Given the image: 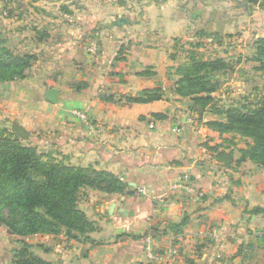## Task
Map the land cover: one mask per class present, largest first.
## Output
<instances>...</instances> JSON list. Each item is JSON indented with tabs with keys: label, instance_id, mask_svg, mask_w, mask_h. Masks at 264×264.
Instances as JSON below:
<instances>
[{
	"label": "crops",
	"instance_id": "0c3cea01",
	"mask_svg": "<svg viewBox=\"0 0 264 264\" xmlns=\"http://www.w3.org/2000/svg\"><path fill=\"white\" fill-rule=\"evenodd\" d=\"M53 2L77 8L65 19L51 11L32 18L36 33L21 44L35 56L27 80L35 98L31 118L17 123L28 130L30 121L45 136L32 139L43 153L111 172L126 187L83 189L95 243L62 237L40 257L52 264H264V213L253 211L264 208V168L237 153L225 160L223 134L205 124L212 114L176 91L178 68L206 40L217 47L214 39L232 37L233 48L249 49L250 57L264 36V3L145 0L133 18L115 0ZM183 43L191 48L186 56ZM49 88L58 90L55 103L45 100ZM155 90L159 98L144 93Z\"/></svg>",
	"mask_w": 264,
	"mask_h": 264
},
{
	"label": "trees",
	"instance_id": "16d2710c",
	"mask_svg": "<svg viewBox=\"0 0 264 264\" xmlns=\"http://www.w3.org/2000/svg\"><path fill=\"white\" fill-rule=\"evenodd\" d=\"M5 43L6 39L0 33V72L22 75L25 69H29L35 56L13 53ZM253 45L254 52L248 60L258 64L255 69L264 71V36L256 38ZM226 67V60L222 57L203 60L190 55L189 62L178 68L181 78L176 91L189 96L193 106L199 107V113H203L205 108L212 109L217 102L212 94L219 87L216 80L218 71L224 72ZM3 78L0 75V80ZM144 93H154V98L160 97L156 90ZM222 106L224 109H215L219 118L207 120V127L219 133L234 132L251 138V145L239 149L240 159L248 158L264 167V90L251 106L239 108L225 103ZM82 186L116 193L123 191L126 184L113 173L96 170L92 166L67 165L59 160L54 163L45 161L36 152L35 146L21 144L18 136L6 127L0 128V196L4 199H0V203L5 206L15 204L20 208L21 225H17L6 219L2 214L4 206L0 205V222L7 224L11 232L20 235L38 232L57 234L64 229L69 239L95 243L87 234L93 230L91 222H87L84 213L76 208ZM253 211L264 213V208L256 207ZM76 230L83 234L82 238ZM13 262L52 264L26 249L17 251Z\"/></svg>",
	"mask_w": 264,
	"mask_h": 264
},
{
	"label": "rangeland",
	"instance_id": "374dc122",
	"mask_svg": "<svg viewBox=\"0 0 264 264\" xmlns=\"http://www.w3.org/2000/svg\"><path fill=\"white\" fill-rule=\"evenodd\" d=\"M69 1L72 2L73 0ZM115 2L119 5H123L122 7L114 4L115 9L117 7L122 8V10L116 9L117 11L131 13V17L133 18L142 15L144 12L143 7L145 0H115ZM75 8L77 7L72 5L65 6L63 4H59V2L55 4L53 0H0L1 36L6 39V46L8 43L9 46L7 47L13 53L18 52L16 54L25 55L27 54L25 51H29L30 49H24L23 47H25V44L23 45L21 43H23V40H26L29 35H31V31L36 30L35 28L33 29V27H37V25L33 24L36 23V21L32 20L33 17L41 16L47 11L63 16L66 11L74 13ZM68 17H71V15H68ZM232 39V37L227 38L225 42H221L222 39L221 41L214 39V42H219L220 44L222 43L221 46L217 47L211 46L212 41L206 40L203 50H198L194 48L195 46H191L192 49H196L191 51L194 52V55L198 58L207 59L225 54L224 59L226 60L227 67L224 72L218 71L219 74L217 75L216 80H218L219 87L217 88V91L212 94L217 102L212 106V109L205 108L208 113L212 114L210 116L211 119L219 118L216 114L218 112H215V109H224L222 104L225 103L226 105L239 108L243 105L251 106L254 102H256V99L263 93L264 90V71L255 69L254 67L258 64L248 61L249 49L242 46L240 47L241 52H239L240 50L237 45L236 48H233ZM191 43H193V45L198 44L195 39L192 40ZM181 47H183L182 54H184V56L188 55L189 53L186 54L185 52H190L191 48L189 49V45L183 43ZM222 51H224V53H222ZM9 72L10 71H6L5 73L0 72V75L4 76V78L0 80V128L6 127L8 131H11V123L13 121L17 122V120H23V117L27 114L28 118H31V114L28 113L29 111H27V109L28 104H30L28 102H32V97L35 98V95H32L33 92H35V86L31 85L32 80L27 81L31 72L29 69H25L22 75L14 72H12V74ZM28 122L27 129L29 131V137L28 139L18 137L21 144L30 147L35 146L36 152L41 156V159L45 161L54 163V161L59 160L60 158L56 153L53 156L43 153V151H46L47 149L45 150L34 143L32 139L38 140L45 136L42 135L41 132L38 134L35 133L36 131L33 132V123H30V121ZM37 127H39V124ZM209 129L213 130L212 128ZM213 131L218 132L217 130ZM219 134H223L220 135L219 140H221V145L226 148L224 156L225 160L232 159L235 156V153H237L236 157H241L239 147L246 149V145L249 146V144L251 145L253 143L251 138L242 136L239 133L226 132ZM52 157L53 160H51ZM59 161L63 162V160ZM258 166L262 167L260 165ZM86 188L91 187L82 186V188H80L78 198L76 199V208L84 213L85 220L87 222H91L93 227L92 231H94L97 226H95V222L90 220L93 213L90 211L85 212L84 209L86 202H89L88 204L92 203L89 199H85V192L83 189ZM0 199L4 200L1 196ZM0 205L4 206L2 208V214L7 220L15 222L17 225H21L20 208L17 205L9 204L10 206H5L3 203H0ZM37 209L39 211L42 210V208ZM106 214V212L102 213L103 217H105ZM84 228H86V226H84ZM9 229L10 228L7 224L0 222V264H14L13 261L15 253L24 249L28 252L31 251L35 255L47 257L46 255H50L51 252L56 251L53 246L59 245L60 242L63 241L62 237H67L64 229L57 234H42L38 232L29 235L16 234L11 232ZM76 233L81 238L83 237V234L79 233V231ZM89 233L90 232L88 231L87 234L89 235ZM64 247H67V244ZM46 248L49 250L45 251Z\"/></svg>",
	"mask_w": 264,
	"mask_h": 264
},
{
	"label": "water",
	"instance_id": "95a60500",
	"mask_svg": "<svg viewBox=\"0 0 264 264\" xmlns=\"http://www.w3.org/2000/svg\"><path fill=\"white\" fill-rule=\"evenodd\" d=\"M250 1L254 4H259V5H262L264 3V1L262 0H250ZM57 98H58V90L56 88H49L46 90L45 93L46 101L50 103H55L57 101ZM11 131L15 136H18L22 139H28L29 137V131L26 130L24 126L17 123L16 121H13L11 123ZM134 213L135 212L133 210H127V209L122 210V215L124 216H132L134 215Z\"/></svg>",
	"mask_w": 264,
	"mask_h": 264
},
{
	"label": "built area",
	"instance_id": "2783aa9c",
	"mask_svg": "<svg viewBox=\"0 0 264 264\" xmlns=\"http://www.w3.org/2000/svg\"><path fill=\"white\" fill-rule=\"evenodd\" d=\"M145 250H146V255H147V257H148L149 259H154V258H156V257H155L156 255L153 253V250H152L151 247H149L148 245H146Z\"/></svg>",
	"mask_w": 264,
	"mask_h": 264
}]
</instances>
